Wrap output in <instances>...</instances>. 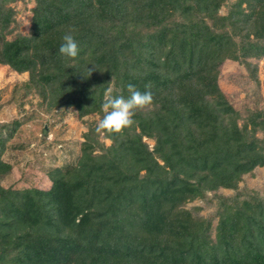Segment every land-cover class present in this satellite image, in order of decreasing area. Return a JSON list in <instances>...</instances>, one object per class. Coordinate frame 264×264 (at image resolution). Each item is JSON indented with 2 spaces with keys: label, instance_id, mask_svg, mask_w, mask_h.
<instances>
[{
  "label": "trees",
  "instance_id": "16d2710c",
  "mask_svg": "<svg viewBox=\"0 0 264 264\" xmlns=\"http://www.w3.org/2000/svg\"><path fill=\"white\" fill-rule=\"evenodd\" d=\"M16 1L0 0V63L29 73L23 93L100 118L110 82L153 103L120 133L89 123L49 188L0 182V264H264V197L239 188L264 166V110H238L218 82L227 59L256 70L264 57V0L226 14L231 0H34L30 33L8 38ZM70 28L76 58L59 52ZM198 198L216 206L214 229L184 206Z\"/></svg>",
  "mask_w": 264,
  "mask_h": 264
},
{
  "label": "rangeland",
  "instance_id": "374dc122",
  "mask_svg": "<svg viewBox=\"0 0 264 264\" xmlns=\"http://www.w3.org/2000/svg\"><path fill=\"white\" fill-rule=\"evenodd\" d=\"M231 2L223 5L220 13L226 14ZM11 5L16 11V22L12 23L8 38L17 33L29 34L35 1L18 0ZM249 60L256 64V70L227 59L220 66L218 79L229 101L242 112L264 110V57ZM28 78L27 71L18 72L8 64L0 63V126L5 123L10 128L7 126L1 130L5 138L0 143V160L11 165L9 171L0 174V182L5 187L16 189L28 186L49 188V170L66 167L76 161L84 140L83 134L88 130L89 123H98L100 115L79 116L74 108L48 111L36 92L23 93V83ZM258 135L262 136V133ZM103 140L106 145L111 143L110 139ZM145 140L151 148L155 144L153 139ZM239 188L258 189L264 197V166H258L252 174L244 175ZM218 192L232 196L237 189L221 187ZM184 206L189 209L200 207V214L214 216V229L218 222L215 205H208L198 198Z\"/></svg>",
  "mask_w": 264,
  "mask_h": 264
},
{
  "label": "clouds",
  "instance_id": "9594fccd",
  "mask_svg": "<svg viewBox=\"0 0 264 264\" xmlns=\"http://www.w3.org/2000/svg\"><path fill=\"white\" fill-rule=\"evenodd\" d=\"M75 28H70L63 35V43L59 47V52L67 57L76 58L79 54V46L73 35ZM90 74L93 69H90ZM127 90L130 95L126 98L123 95H114V87L110 86L106 90L104 102L102 104L103 116L97 123V129L109 133H120L123 129L131 127L134 120L135 110L143 109L153 103L151 91H140L134 84L129 83Z\"/></svg>",
  "mask_w": 264,
  "mask_h": 264
}]
</instances>
